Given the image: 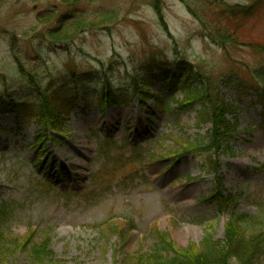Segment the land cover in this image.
<instances>
[{"label": "rangeland", "instance_id": "1", "mask_svg": "<svg viewBox=\"0 0 264 264\" xmlns=\"http://www.w3.org/2000/svg\"><path fill=\"white\" fill-rule=\"evenodd\" d=\"M216 5L210 1L207 11ZM230 22H238L241 41L222 46L182 0H0V99L24 105L22 114L0 109V206L11 207L14 231V243L0 246V264H32L25 241L33 229L53 234L36 264H127L156 251L172 256L166 241L184 251L207 236L224 240L235 209L264 213V109L253 90L237 84L264 71V8ZM186 69L209 83L236 75L218 83L237 109L238 118L228 119H237L239 132L230 142L235 156H223L217 173L202 155L175 154L178 141L212 129L197 125L199 103L179 107ZM104 76L128 104L100 107ZM135 78L149 86V98L134 94ZM39 84L89 95H77L63 131L51 137L31 116ZM172 97L170 108L156 104ZM106 143L119 165L102 154ZM218 178L224 194L235 196L223 211L209 197ZM113 224L125 235L106 232ZM257 256L254 264H264V251Z\"/></svg>", "mask_w": 264, "mask_h": 264}, {"label": "trees", "instance_id": "2", "mask_svg": "<svg viewBox=\"0 0 264 264\" xmlns=\"http://www.w3.org/2000/svg\"><path fill=\"white\" fill-rule=\"evenodd\" d=\"M182 1L198 19L200 24H202L205 35L213 39L216 43H220L222 46H225L228 42L234 43L233 40L236 43L241 41L234 31L238 26V22L236 24L230 22V20L239 17L244 20L246 16L258 14L259 11L264 8V0H254L253 3L249 5L248 3L232 4L226 0ZM210 1L217 4L216 6L219 7L218 11L212 13L207 11L208 5L206 6V4ZM209 14H212V18L209 17ZM82 22L84 25L85 22ZM78 24L80 23L78 22ZM65 35L60 36L54 34L53 36L59 37L61 40H67L68 37ZM166 73L169 77H174L171 71ZM226 75L229 76V84L235 81L236 75L234 73L230 75L224 73V75L216 78L214 83H209L201 78L200 73H195L194 69H186L183 79L179 82V86L183 85L182 87H184L183 97L181 99L182 105L179 104V107H192L195 103H199L200 109L198 110L197 125L200 126L210 123L212 129L204 136L198 135V137L196 136L195 138L189 137L178 141L177 143L180 145L175 149L176 157H188L190 154L194 156L202 155L201 157L204 159V164L210 173H217L220 170L223 164V156H235L230 142L234 135L239 132L236 122L237 119H235V122L228 119V116L231 115L238 118V116L235 115L237 109L226 99L218 86V83L220 85ZM31 76L34 77L33 74H31ZM194 76L199 82L191 83ZM23 77L27 78L28 76ZM106 78H108V76L102 78L103 86H101L96 98L98 99L100 107L103 108L109 103L121 105L128 104L131 98L128 97V95L122 94V92H116L113 87L108 89V85L105 84H109V80L107 79V81ZM237 84L239 87L243 86L245 89L253 90L257 95V102L259 101L264 109L263 70L253 71L252 80L251 78L248 80L240 79ZM39 87H41L40 96L32 108L33 113L31 116L39 123L45 125L47 135L51 137V135H54L52 131H63L64 120L68 117L71 109L78 106L77 95H81L84 101L88 100L87 96L89 95L81 88H78L77 91L74 90L70 92H66L69 90L66 88L63 92L55 93L43 88L40 84ZM148 87L149 86L145 82H140L138 78L133 79L132 91L134 94L143 91L146 95L142 94V96L145 99L149 98L148 93L151 92L148 90ZM112 90L114 91L112 92ZM2 100L3 99H0V109L14 107L16 109L18 108L19 113L22 114L21 112L23 109H21V107H24V105L16 103V106L13 102L7 101L6 99H4L5 102ZM170 101H175L174 97L169 99L168 102H166V99L160 98L156 101V104L160 108L167 109L171 106ZM42 136L43 135H39L37 140L41 141ZM111 145V143H106L101 146V149L107 152V157H109L111 163L115 162L119 165L118 160L110 156L107 151L110 149ZM130 179H134V176H130ZM221 181L222 179L218 178L217 187L209 197L212 196L215 199V204L223 211V209L227 207L230 208L231 202L234 201L235 196L224 194ZM11 214L12 209L9 204L4 203L0 206V246L4 245V243H14V240H9L10 236L14 235V231L7 225ZM105 229H107L106 232L108 233L118 232L125 235V229H123L120 224L109 225ZM52 236V232L49 231H43L39 234L34 229L32 230V234L29 238H33V240L25 241L26 247L29 248V252L33 256L32 264H36L37 260L47 253L46 249L48 243L52 240ZM166 245L170 248L169 254L171 253L172 256L164 257L161 255V252L156 251L150 256L141 255L139 258L135 259V261L127 264H232L234 258L241 262L240 264H254L257 260L258 253L264 251V213H242L238 209L231 211L224 240H215L213 236H207L199 245L191 246L184 251L175 250L168 241H166L165 246ZM163 249H166V247ZM258 259H260V257H258Z\"/></svg>", "mask_w": 264, "mask_h": 264}]
</instances>
